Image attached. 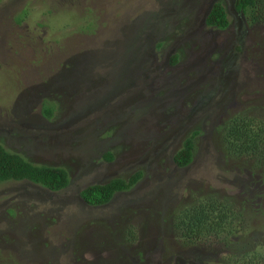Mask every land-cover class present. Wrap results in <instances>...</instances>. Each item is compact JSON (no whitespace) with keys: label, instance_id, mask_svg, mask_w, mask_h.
I'll list each match as a JSON object with an SVG mask.
<instances>
[{"label":"rangeland","instance_id":"1","mask_svg":"<svg viewBox=\"0 0 264 264\" xmlns=\"http://www.w3.org/2000/svg\"><path fill=\"white\" fill-rule=\"evenodd\" d=\"M216 1L224 30L204 26ZM234 1L0 0V144L68 175L57 192L0 183V264H221L171 227L176 207L212 192L241 209L258 234L247 245L264 253V183L216 135L233 114L256 123L264 112V21L248 24ZM194 131L178 168L172 157ZM136 171L105 205L79 198Z\"/></svg>","mask_w":264,"mask_h":264},{"label":"trees","instance_id":"2","mask_svg":"<svg viewBox=\"0 0 264 264\" xmlns=\"http://www.w3.org/2000/svg\"><path fill=\"white\" fill-rule=\"evenodd\" d=\"M233 8L245 16V20L250 25L264 21V0H235ZM20 20L19 17L15 18L16 23ZM228 23L229 18L223 5L219 1L214 2L205 16L204 26L224 30ZM176 61L177 57L174 55L171 63L174 64ZM53 112L52 105H43L44 116L48 118ZM255 113L261 117L256 123L248 116L249 111H241L222 120L217 127L216 135L223 155L236 162L249 163V170L264 183V121L262 120L264 112ZM195 135L197 132L194 131L184 138L180 148L174 153L172 161L176 167L183 168L191 162ZM102 158L109 161L112 155L107 152ZM140 176L141 173L136 171L126 179L117 177L89 185L79 192V198L88 206L105 205L114 194L129 190ZM9 180L26 181L47 191L57 192L67 185L68 175L61 167L33 164L22 156L9 152L0 144V183ZM171 222L174 237L178 241L187 245H195L203 241L209 248L208 258L214 262L264 264V253L261 254L256 250L259 242H251L254 244L249 246L247 245L249 241L245 239V236L255 239L258 234L248 233V221L241 209L234 210L229 198L219 197L212 192L191 202L182 203L174 209ZM235 234L240 235L236 250L228 247L229 237H235ZM130 238L132 236L128 235V239ZM213 246L225 248L226 251L231 249L227 251L231 258L227 255L223 256L222 252V256L217 257L218 251H212Z\"/></svg>","mask_w":264,"mask_h":264},{"label":"flooded vegetation","instance_id":"3","mask_svg":"<svg viewBox=\"0 0 264 264\" xmlns=\"http://www.w3.org/2000/svg\"><path fill=\"white\" fill-rule=\"evenodd\" d=\"M207 14V13H206ZM206 16V15H205ZM204 19H205V17H204ZM218 30V29H217ZM90 207H93V206H90ZM97 207V206H96Z\"/></svg>","mask_w":264,"mask_h":264}]
</instances>
